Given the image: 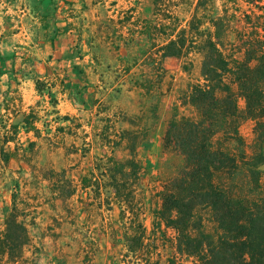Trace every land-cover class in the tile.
<instances>
[{
  "label": "rangeland",
  "instance_id": "rangeland-1",
  "mask_svg": "<svg viewBox=\"0 0 264 264\" xmlns=\"http://www.w3.org/2000/svg\"><path fill=\"white\" fill-rule=\"evenodd\" d=\"M203 1L199 17L226 12V52L227 23L264 25V0ZM195 5L0 0V264H199L157 216L181 165L162 139L174 114H193L202 57L189 42L179 57L160 47L181 29L190 41ZM240 133L249 146L252 123Z\"/></svg>",
  "mask_w": 264,
  "mask_h": 264
},
{
  "label": "trees",
  "instance_id": "trees-1",
  "mask_svg": "<svg viewBox=\"0 0 264 264\" xmlns=\"http://www.w3.org/2000/svg\"><path fill=\"white\" fill-rule=\"evenodd\" d=\"M204 3L196 0L190 41L181 29L177 40L160 47L163 58L179 57L189 42L202 57L200 79L185 97L193 114H174L162 139L178 152L181 165L158 193L157 216L174 232L178 252L199 264H264V25L249 14L242 30L227 23L228 42L236 49L226 52L219 43L226 12L199 17ZM243 121L252 123L249 146L240 133ZM9 160L0 148V164ZM133 164L127 159L119 165Z\"/></svg>",
  "mask_w": 264,
  "mask_h": 264
},
{
  "label": "crops",
  "instance_id": "crops-1",
  "mask_svg": "<svg viewBox=\"0 0 264 264\" xmlns=\"http://www.w3.org/2000/svg\"><path fill=\"white\" fill-rule=\"evenodd\" d=\"M28 6H31L30 3H28Z\"/></svg>",
  "mask_w": 264,
  "mask_h": 264
}]
</instances>
